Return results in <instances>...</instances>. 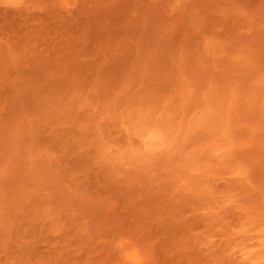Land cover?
I'll return each instance as SVG.
<instances>
[{
  "label": "rangeland",
  "instance_id": "1",
  "mask_svg": "<svg viewBox=\"0 0 264 264\" xmlns=\"http://www.w3.org/2000/svg\"><path fill=\"white\" fill-rule=\"evenodd\" d=\"M0 264H264V0H0Z\"/></svg>",
  "mask_w": 264,
  "mask_h": 264
}]
</instances>
